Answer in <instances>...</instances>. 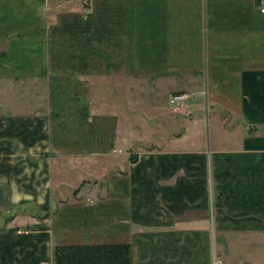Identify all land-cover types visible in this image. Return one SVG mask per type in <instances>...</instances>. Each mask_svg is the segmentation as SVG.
<instances>
[{"label":"crops","instance_id":"1","mask_svg":"<svg viewBox=\"0 0 264 264\" xmlns=\"http://www.w3.org/2000/svg\"><path fill=\"white\" fill-rule=\"evenodd\" d=\"M262 7L0 0V264H264Z\"/></svg>","mask_w":264,"mask_h":264},{"label":"built area","instance_id":"2","mask_svg":"<svg viewBox=\"0 0 264 264\" xmlns=\"http://www.w3.org/2000/svg\"><path fill=\"white\" fill-rule=\"evenodd\" d=\"M263 1V7L261 8V12L264 13V0ZM185 99V95L184 94H176V95H173L170 99L171 103H179L181 101H183Z\"/></svg>","mask_w":264,"mask_h":264}]
</instances>
